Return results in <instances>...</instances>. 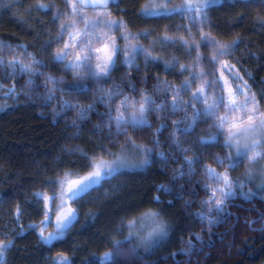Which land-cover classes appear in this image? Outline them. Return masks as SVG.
<instances>
[{
	"label": "snow or ice",
	"instance_id": "obj_1",
	"mask_svg": "<svg viewBox=\"0 0 264 264\" xmlns=\"http://www.w3.org/2000/svg\"><path fill=\"white\" fill-rule=\"evenodd\" d=\"M226 6L253 9L251 27L264 31V0H228L227 4L225 0H138L132 13L125 0H63V10L55 0H34L24 10L26 16L50 17L44 27L50 38L39 46L46 59L31 51L28 43L0 36V112L8 110L9 100L12 106L22 98L39 100L41 107L51 109L54 124L71 119L66 127L75 132L66 139L91 133L82 144L62 149L37 173L43 179L31 181L26 205L17 200L8 210L11 227L5 223V230H0V264H8V253L26 233L36 234L39 246L51 251L81 223L82 215L84 224H89L99 220L102 205L108 202L120 209L124 182L157 164L165 170L178 166L172 167L165 182L155 185V194L142 207L115 212L106 250L93 253L84 264H148L170 244L175 229L161 197L176 192L178 197L167 204L183 201V209L190 210L197 205L196 188L202 189L203 198L190 215L200 230L189 231L187 239L181 236L178 251L152 264H201L214 230L232 221L234 232L240 217L232 209L239 212L244 204L258 213L245 220L246 226L264 236V81L259 91L254 90L253 73L240 62L245 59L241 46L248 49L246 34H231V28L226 34L216 30L212 13ZM18 7L23 5L16 0H0V11L16 16L13 9ZM246 19L241 12L236 22ZM136 24L145 27L133 31ZM48 25L55 27L54 36ZM34 34L38 37L40 32ZM168 50H180L189 62L174 54L161 55ZM238 54L240 59L234 60ZM250 58L260 60L264 54L253 52ZM158 64L164 73L178 71L183 80L177 84L167 75L161 79ZM52 66L61 74L48 71ZM117 72L119 82L114 78ZM152 72L155 79L149 90ZM21 77L26 79L18 87ZM153 118L160 122L155 128ZM168 121L171 131L162 143ZM202 124L206 132L196 135ZM187 188L192 191L184 199ZM6 199L7 194L0 193V206ZM26 207L38 222L24 225ZM219 235L223 240V233ZM228 247L231 252L232 245ZM49 264L75 261L57 252Z\"/></svg>",
	"mask_w": 264,
	"mask_h": 264
},
{
	"label": "trees",
	"instance_id": "obj_2",
	"mask_svg": "<svg viewBox=\"0 0 264 264\" xmlns=\"http://www.w3.org/2000/svg\"><path fill=\"white\" fill-rule=\"evenodd\" d=\"M18 5H23V8L13 9L17 13L13 16L12 12L0 11V36L10 38L21 43H28L30 50L35 51L39 58L42 57L40 53V45L50 38V34L44 31L45 24L48 23L50 17L43 14H36L29 18L25 14L27 9L34 0H16ZM56 4L63 10V0H55ZM138 0H125L130 13L136 9L135 4ZM228 0H225V4ZM244 12L248 19L237 23L239 14ZM213 24L221 34H231L240 32L246 34L247 39L245 43L248 49L241 46V52L245 54V59L240 61L244 68H247L254 76V90L259 91L264 81V58L260 60L250 58L251 53H256L258 56L264 54V31H258L251 27L255 18V11L253 9H240L223 7L218 11L212 13ZM29 19V24L19 23V20ZM31 21H35L32 23ZM51 28V35H55V27L48 25ZM145 25L136 24L133 26V31L143 28ZM162 30V29H161ZM35 31H39L40 35L35 36ZM230 38V35L229 37ZM177 55L181 61L188 63V57L180 50H168L162 52L161 55L168 57ZM206 56V55H205ZM239 54L234 57V60H239ZM51 71L60 75V70L57 67H50ZM156 71H159L161 79L167 75L169 80L179 84L183 80V76L178 71L171 73L163 72V65L158 64ZM185 75H187L185 73ZM152 80L148 84V89L151 90L152 83L155 79V72L150 73ZM114 78L119 82L121 73L114 74ZM141 77L137 76V80ZM26 77L18 78V87L22 86ZM10 83V81H6ZM42 83V78L37 81ZM158 99V97H157ZM185 99H188L185 96ZM87 102V101H85ZM10 107L6 112H0V193H6L9 199L0 206V230L3 229L5 223L11 227V218L8 210L12 205L19 200L22 204H27L26 197L30 198L33 185V179H43L42 176H37V173L49 165L54 158L61 152L62 149L70 147L75 144H82L87 140L91 134L89 131H84L80 139L68 140V137L75 129L66 127L71 124L70 118L61 119L59 123L54 124L51 115V109L41 107L40 101L35 103L21 99L14 106L13 101H8ZM101 112L104 111L102 106H98ZM182 115V114H181ZM97 123L95 114H93L92 124ZM160 122L153 118V127L155 128ZM168 129L161 135L162 143L168 137L171 131V122L168 121ZM91 128V125H89ZM207 126L201 125L196 132V135H201L206 132ZM144 142H147L145 140ZM90 143V141H89ZM167 152V148L163 149ZM219 151V149H213ZM178 165H170L168 169H164L163 165H153L152 169L134 179L125 181V187L121 194V208L117 209L115 205L108 202L102 205V214L98 221L84 224L83 215L81 216V223L68 234V237L58 244L51 251L39 246L36 234L26 233L23 238H19L15 249L8 253V264H49V260L56 256L57 252H64L75 264H84L93 253H100L105 251V243L107 235L110 233L113 226V218L116 211L132 212L137 207H142L154 195V187L158 183L165 182L171 175L172 167ZM242 171V170H241ZM240 173H234V177ZM195 179H200L196 177ZM192 189L185 190L184 199H189ZM197 193L195 199L197 201L196 207L190 210L183 209V201L174 200V205H168L167 201L178 197L176 192L172 196H162L164 201L163 207L166 209V215L174 224V234L169 245L164 249L157 251L155 256L148 259V264H152L158 257L163 258L168 255L170 251H178L181 247L180 237L187 239L189 231L198 232L199 226L192 220L190 212H195L198 209V201L203 198L202 189L196 188ZM94 196H102V193H94ZM239 203V202H237ZM249 205L244 204L243 208L237 212L232 209L234 215L240 217L239 224L235 225V231H232L233 222L214 230L212 235V246L205 247L204 253L201 254V264H264V236L259 231H252L249 229L245 220H252L256 218L258 213L248 210ZM87 211V209H85ZM22 222L26 226L30 222H38V218L34 220V214L30 208H25V215ZM84 224V227H81ZM19 226H17L18 228ZM253 227L260 228L259 224ZM51 231V228H49ZM220 233H223L224 239L221 240ZM209 243L208 236L205 234V244ZM231 244V252L228 245ZM18 249V250H17ZM177 259L182 260L183 257Z\"/></svg>",
	"mask_w": 264,
	"mask_h": 264
},
{
	"label": "rangeland",
	"instance_id": "obj_3",
	"mask_svg": "<svg viewBox=\"0 0 264 264\" xmlns=\"http://www.w3.org/2000/svg\"><path fill=\"white\" fill-rule=\"evenodd\" d=\"M145 43H147V42H145ZM204 54H205L206 56H208V55H209V52L206 51Z\"/></svg>",
	"mask_w": 264,
	"mask_h": 264
}]
</instances>
